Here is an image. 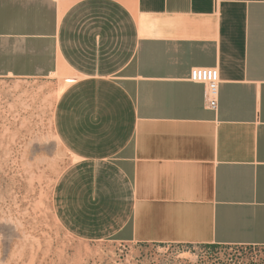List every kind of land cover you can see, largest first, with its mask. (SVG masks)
<instances>
[{
	"label": "crops",
	"instance_id": "crops-1",
	"mask_svg": "<svg viewBox=\"0 0 264 264\" xmlns=\"http://www.w3.org/2000/svg\"><path fill=\"white\" fill-rule=\"evenodd\" d=\"M76 80L54 134L73 236L264 247V0H0V78ZM217 68L218 109L191 68ZM75 158V159H74Z\"/></svg>",
	"mask_w": 264,
	"mask_h": 264
},
{
	"label": "rangeland",
	"instance_id": "rangeland-1",
	"mask_svg": "<svg viewBox=\"0 0 264 264\" xmlns=\"http://www.w3.org/2000/svg\"><path fill=\"white\" fill-rule=\"evenodd\" d=\"M55 88L49 77L0 78V264H264L258 246L123 244L69 233L52 201L73 161L52 138Z\"/></svg>",
	"mask_w": 264,
	"mask_h": 264
},
{
	"label": "built area",
	"instance_id": "built-area-1",
	"mask_svg": "<svg viewBox=\"0 0 264 264\" xmlns=\"http://www.w3.org/2000/svg\"><path fill=\"white\" fill-rule=\"evenodd\" d=\"M187 81L204 86V105L206 109L216 112L218 109V88L220 77L217 68H191Z\"/></svg>",
	"mask_w": 264,
	"mask_h": 264
},
{
	"label": "bare ground",
	"instance_id": "bare-ground-1",
	"mask_svg": "<svg viewBox=\"0 0 264 264\" xmlns=\"http://www.w3.org/2000/svg\"><path fill=\"white\" fill-rule=\"evenodd\" d=\"M53 78L57 83V88L52 92V94L49 96L51 100L53 101L54 105L59 98V96L62 94V92L76 80V74L72 71L71 68H69L66 64H64L61 60L58 63L57 71L54 73V75L51 77ZM24 92V91H23ZM29 92V91H28ZM42 94V93H41ZM32 95V94H31ZM2 97V96H1ZM46 97V96H45ZM27 98V97H26ZM41 99V98H40ZM37 100V98H36ZM35 101V100H34ZM25 102V101H24ZM31 106V105H30ZM55 137V140L58 145H61L59 139ZM43 139V138H42ZM54 140V141H55ZM55 142V143H56ZM42 159V158H41ZM75 159V158H74ZM20 176V175H19ZM32 176V175H31ZM31 183V182H30Z\"/></svg>",
	"mask_w": 264,
	"mask_h": 264
}]
</instances>
